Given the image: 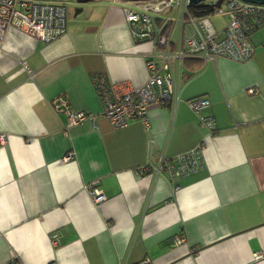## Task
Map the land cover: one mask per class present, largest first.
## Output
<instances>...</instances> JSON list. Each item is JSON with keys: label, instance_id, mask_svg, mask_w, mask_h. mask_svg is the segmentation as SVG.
<instances>
[{"label": "crops", "instance_id": "crops-1", "mask_svg": "<svg viewBox=\"0 0 264 264\" xmlns=\"http://www.w3.org/2000/svg\"><path fill=\"white\" fill-rule=\"evenodd\" d=\"M57 1L62 34L9 27L0 39V264H264V28L244 61L171 60L177 101L113 127L91 76L141 84L151 43L133 39L123 0ZM197 95L211 129L184 101ZM58 99L95 125L65 128ZM196 146L195 170H153Z\"/></svg>", "mask_w": 264, "mask_h": 264}, {"label": "built area", "instance_id": "built-area-1", "mask_svg": "<svg viewBox=\"0 0 264 264\" xmlns=\"http://www.w3.org/2000/svg\"><path fill=\"white\" fill-rule=\"evenodd\" d=\"M213 6L207 14L192 16L186 12L188 0H123L124 19L129 24L135 41L147 40L151 43V53L145 61L148 73L139 85L118 81L107 83L101 74H93L91 80L100 103L99 115L108 119L113 127H120L129 119L145 120V113L153 104L176 102L178 99L176 83L171 77V60L180 65L184 57H197L213 60L224 56L244 61L253 52L250 34L264 27V2L248 0H201ZM180 2L178 14L179 35L175 47L167 27L171 25V13ZM223 14L224 22L215 26L210 16ZM9 27L29 33L34 38L48 41L59 36L65 29V8L57 0H0V39ZM22 65L30 73L31 69L23 61ZM245 92L252 94L253 85H247ZM185 103L198 115L201 126L213 127L209 115L199 111L207 106L208 99L197 95L184 99ZM55 106L65 111V128L88 120L95 125V114L69 108L62 99ZM5 135L0 133V143ZM201 148L196 146L183 151L172 160L160 158L153 170L165 171L169 177H176L195 170L200 162ZM72 157L67 151L64 159ZM146 166L139 167L144 171ZM177 186H175L176 188ZM93 201L104 199V193L93 180L86 185ZM55 236V233L52 235ZM55 242V238L53 240Z\"/></svg>", "mask_w": 264, "mask_h": 264}, {"label": "rangeland", "instance_id": "rangeland-1", "mask_svg": "<svg viewBox=\"0 0 264 264\" xmlns=\"http://www.w3.org/2000/svg\"><path fill=\"white\" fill-rule=\"evenodd\" d=\"M179 10H180V2L177 3V5L175 6L173 12L171 13V25H172V37L174 39H176L177 37V33H178V14H179ZM223 14H212L210 16V19H212L213 23L215 26L219 27L220 24H222L223 22ZM264 28V27H262Z\"/></svg>", "mask_w": 264, "mask_h": 264}, {"label": "trees", "instance_id": "trees-1", "mask_svg": "<svg viewBox=\"0 0 264 264\" xmlns=\"http://www.w3.org/2000/svg\"><path fill=\"white\" fill-rule=\"evenodd\" d=\"M213 6L204 3L203 1H199L196 3H189L186 5V12L191 14L192 16H199L202 14H207L213 10ZM170 25L166 28L169 30Z\"/></svg>", "mask_w": 264, "mask_h": 264}, {"label": "water", "instance_id": "water-1", "mask_svg": "<svg viewBox=\"0 0 264 264\" xmlns=\"http://www.w3.org/2000/svg\"><path fill=\"white\" fill-rule=\"evenodd\" d=\"M201 0H188V3H196V2H199ZM248 1H252V2H264V0H248Z\"/></svg>", "mask_w": 264, "mask_h": 264}]
</instances>
